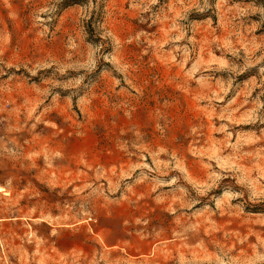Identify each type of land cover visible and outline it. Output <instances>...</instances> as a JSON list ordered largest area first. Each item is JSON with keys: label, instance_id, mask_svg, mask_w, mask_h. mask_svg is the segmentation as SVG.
I'll return each mask as SVG.
<instances>
[{"label": "rangeland", "instance_id": "1", "mask_svg": "<svg viewBox=\"0 0 264 264\" xmlns=\"http://www.w3.org/2000/svg\"><path fill=\"white\" fill-rule=\"evenodd\" d=\"M0 264H264V0H0Z\"/></svg>", "mask_w": 264, "mask_h": 264}]
</instances>
